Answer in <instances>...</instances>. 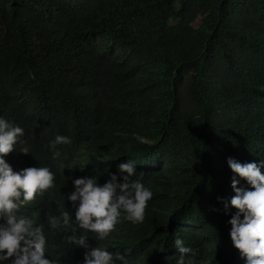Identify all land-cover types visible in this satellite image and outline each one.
I'll use <instances>...</instances> for the list:
<instances>
[{"label": "trees", "instance_id": "trees-1", "mask_svg": "<svg viewBox=\"0 0 264 264\" xmlns=\"http://www.w3.org/2000/svg\"><path fill=\"white\" fill-rule=\"evenodd\" d=\"M0 118L24 129L3 157L13 170L54 174L19 214L43 226L56 264L95 247L128 264H246L227 223L237 209L217 197L235 195L228 157L264 159V0H0ZM57 135L71 143L51 149ZM127 160L153 193L144 222L122 214L98 240L75 221L72 179L122 182ZM65 211L69 227L51 229L46 213ZM73 227L89 249L68 242Z\"/></svg>", "mask_w": 264, "mask_h": 264}, {"label": "clouds", "instance_id": "clouds-1", "mask_svg": "<svg viewBox=\"0 0 264 264\" xmlns=\"http://www.w3.org/2000/svg\"><path fill=\"white\" fill-rule=\"evenodd\" d=\"M24 135V129L13 126L0 118V261L11 264H56L46 258V238L43 226H36L33 219L20 215L21 201L30 203L39 193L54 186V174L48 167H28L19 172L3 158L13 151L14 145ZM67 136L57 135L49 147L56 149L59 144H70ZM20 152L30 153L27 147ZM59 151L53 152V159L58 158ZM135 161L127 160L118 165L122 182L116 173H110L104 184L97 182L96 176H84L72 179L74 191L67 193V200L75 208V221L80 229L92 232L98 240H104L116 229L123 214V219L140 224L144 222L145 210L153 193L140 181H130L135 174ZM227 164L236 175L231 178V187L235 193L230 199L217 197L223 204V211L228 214L230 206L237 209L227 221L231 225L230 238L246 264H264V159L259 163H241L233 157L227 158ZM84 168V167H83ZM83 168L80 167L81 170ZM127 173V175H123ZM237 175L246 180L249 187L238 186ZM219 211V209H213ZM243 215V218H241ZM51 229L69 227V212L60 215L46 213ZM72 245L89 249L88 236L78 234L75 227L67 237ZM173 245L180 253L191 252L179 234ZM128 264L124 255L101 248H91L84 253V264H116V261ZM176 264H184L181 256Z\"/></svg>", "mask_w": 264, "mask_h": 264}, {"label": "rangeland", "instance_id": "rangeland-1", "mask_svg": "<svg viewBox=\"0 0 264 264\" xmlns=\"http://www.w3.org/2000/svg\"><path fill=\"white\" fill-rule=\"evenodd\" d=\"M196 24H198V22Z\"/></svg>", "mask_w": 264, "mask_h": 264}]
</instances>
